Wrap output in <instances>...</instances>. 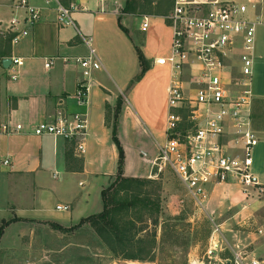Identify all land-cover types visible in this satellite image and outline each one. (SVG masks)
<instances>
[{
    "label": "crops",
    "instance_id": "0c3cea01",
    "mask_svg": "<svg viewBox=\"0 0 264 264\" xmlns=\"http://www.w3.org/2000/svg\"><path fill=\"white\" fill-rule=\"evenodd\" d=\"M30 1L41 8V18L29 28L28 35L16 44L10 43L12 35H0V126L9 124L11 132L0 131V156L9 159L8 165H0V220L15 219L10 225L23 223L29 228L34 222L43 221L68 227L101 211V190L115 177L117 149L107 116L119 97L122 103L116 130L124 151L125 176L139 177L145 171L151 172L152 166L147 163H152L157 155L156 144L164 138L159 141L155 136L161 123L152 113L153 106L151 110L146 102H136L134 96H130L129 102L125 96L140 69L137 55L133 64L129 60L131 66L122 59L124 54L132 55L134 44L120 17L125 0H77L74 22L79 32L90 37L101 63L100 69L91 72L87 104H78L75 98L83 76L71 58L85 55L88 46L73 27L57 25L53 4L45 6L44 0ZM3 7L0 19L7 20L11 16L10 6ZM118 23L126 30V37ZM11 58L22 61L15 72L16 79L10 77L12 66L3 64V60ZM48 61L51 62L46 67ZM151 64L155 66L153 61ZM140 83L134 84L133 89ZM253 97L264 99L263 95ZM73 113H82L87 118L83 154L63 138L36 136L31 131L39 122ZM16 124L21 125L18 131L14 130ZM258 162L257 168L253 167L252 159V173L264 189V155ZM236 187L215 186L208 198L226 188L233 194ZM239 194L245 199L240 191ZM51 197L59 200L46 206L44 199ZM57 205L68 206V210H57Z\"/></svg>",
    "mask_w": 264,
    "mask_h": 264
},
{
    "label": "built area",
    "instance_id": "2783aa9c",
    "mask_svg": "<svg viewBox=\"0 0 264 264\" xmlns=\"http://www.w3.org/2000/svg\"><path fill=\"white\" fill-rule=\"evenodd\" d=\"M54 5L55 20L59 27H73L88 51L71 59L82 70L75 98L78 104H87L90 75L100 69L101 63L91 39L78 31L73 19L78 9L77 0H44V5ZM264 0H173L163 21L171 30L167 55L154 58L158 66L169 67L167 87V114L164 140L157 144V156L152 167L160 172L169 167L185 189L191 203L199 210H206L205 201L215 186L238 185L243 196L262 194L263 188L252 173V151L258 144L253 131L249 110L252 94L249 89L253 66L256 29L264 25ZM10 17L0 19V35H12L16 44L29 33L41 18V8L30 0H11ZM149 26L143 17L140 29ZM238 63L241 90L233 94L231 62ZM51 61L45 63L47 67ZM21 58H11L16 79ZM13 68H16L15 70ZM189 80H183V76ZM185 86V87H184ZM176 112L185 113V117ZM185 118L186 128L179 134L177 125ZM9 124H2L0 131L10 134ZM21 129L20 124L14 130ZM36 136L49 135L72 142L76 151L83 154L87 135V118L82 113L57 115L32 127ZM9 159L0 156V165ZM152 177V173H150ZM57 210L68 206L57 205ZM212 233L205 255L212 264H264L260 257L246 249L232 248L229 257L218 258L215 252L225 242L222 225L210 219Z\"/></svg>",
    "mask_w": 264,
    "mask_h": 264
},
{
    "label": "rangeland",
    "instance_id": "374dc122",
    "mask_svg": "<svg viewBox=\"0 0 264 264\" xmlns=\"http://www.w3.org/2000/svg\"><path fill=\"white\" fill-rule=\"evenodd\" d=\"M10 2L11 0H0V9H3L5 4L10 6ZM125 4L126 12L120 13V17L122 16L124 24L129 28L134 44L131 43L132 55L127 57L124 54L122 59L131 66L136 58L134 45H137L149 60L148 69L139 80H134L129 90L132 92L125 91V96L129 102L130 96H134L136 102L140 100L146 102L151 110L153 106L152 113L161 123V128L155 136L162 141L166 131L165 120L169 112L167 106L169 67L154 66L151 63L154 58L167 55L169 52L171 30L162 16L170 11L173 0H125L123 7ZM143 17H147L149 21V27L145 32L139 29ZM121 32L126 37L127 34L122 29ZM117 52L120 53V50ZM252 57L249 89L252 96H264V25H259L256 29ZM129 60L132 61L131 64ZM237 63L233 60L231 67L229 66L234 77V85L231 87L234 95L241 90ZM182 79L189 80L186 75ZM139 82L141 85H137L134 90L133 85ZM114 111L115 108L110 110L107 116L111 124ZM175 113L185 117L183 112ZM118 116L119 114L117 119ZM183 117L182 123L177 125L179 134H183L186 128ZM249 119L259 139L252 151V159L255 160L253 167L257 168L258 160L264 155V141H260L264 139V99L252 97ZM147 164L152 166V163ZM150 170L151 172L145 171V174L136 178L152 182L144 189L155 191L160 202V212L153 216L144 215L141 219L134 211L128 213V217L134 219L137 226L144 228L140 235L154 233V244L145 261L126 260L121 255L111 253L89 224L82 221L86 218L84 217L68 226L70 228L68 233L52 229L51 222L47 221L34 222L29 228L23 223L18 226L10 225L15 219H1L0 264H212L205 255L210 246L211 218L222 225V235L225 239L220 246L221 250L217 249L215 252L218 258L229 257L232 248L238 245L240 249H246L264 262V190L260 195L246 198L244 196L243 199L239 194L241 190L238 185L236 191H239L236 194H234L236 191L232 194L226 188L212 198L207 197L206 210L202 211L194 207L169 167H164L160 172H157L155 167ZM56 200L59 198H46L43 203L46 206L54 205ZM154 218H157L155 226L152 224ZM139 219L141 221H137ZM150 241V238L143 239L142 247L139 249L145 251Z\"/></svg>",
    "mask_w": 264,
    "mask_h": 264
},
{
    "label": "trees",
    "instance_id": "16d2710c",
    "mask_svg": "<svg viewBox=\"0 0 264 264\" xmlns=\"http://www.w3.org/2000/svg\"><path fill=\"white\" fill-rule=\"evenodd\" d=\"M126 8L127 4L123 8V12H126ZM118 25L126 33V30L119 23ZM134 48L140 69L131 80L130 85L135 82L134 80H139L148 69V62L143 53L138 47L135 46ZM121 103L122 100L119 97L116 101L115 114L111 124L112 140L117 149L116 174L113 181L101 190V211L89 215L82 221L89 224L111 253L117 256L121 255L126 260L145 261L154 244V233L145 236L140 235L144 228L137 226L135 220L128 217V213L134 211L141 219L144 215H156L161 208L155 191L144 189L148 183H152L151 181L143 178L127 177L123 174L125 157L116 130L117 115L121 110ZM140 219L137 221H141ZM156 223L157 218H154L152 224L155 226ZM50 226L61 233H68L70 230V228L62 227L56 223H50ZM1 234L2 228H0V236ZM145 238H150L151 241L144 251L139 248L142 247L141 243Z\"/></svg>",
    "mask_w": 264,
    "mask_h": 264
},
{
    "label": "water",
    "instance_id": "95a60500",
    "mask_svg": "<svg viewBox=\"0 0 264 264\" xmlns=\"http://www.w3.org/2000/svg\"><path fill=\"white\" fill-rule=\"evenodd\" d=\"M5 63H8V64H10V59L3 60V64H5Z\"/></svg>",
    "mask_w": 264,
    "mask_h": 264
}]
</instances>
